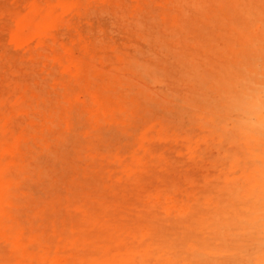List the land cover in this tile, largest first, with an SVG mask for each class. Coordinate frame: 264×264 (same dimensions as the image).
<instances>
[{"label":"rangeland","instance_id":"1","mask_svg":"<svg viewBox=\"0 0 264 264\" xmlns=\"http://www.w3.org/2000/svg\"><path fill=\"white\" fill-rule=\"evenodd\" d=\"M245 79L264 0H0V264H264Z\"/></svg>","mask_w":264,"mask_h":264},{"label":"clouds","instance_id":"2","mask_svg":"<svg viewBox=\"0 0 264 264\" xmlns=\"http://www.w3.org/2000/svg\"><path fill=\"white\" fill-rule=\"evenodd\" d=\"M231 123L248 136L264 133V82L241 80L227 98Z\"/></svg>","mask_w":264,"mask_h":264},{"label":"bare ground","instance_id":"3","mask_svg":"<svg viewBox=\"0 0 264 264\" xmlns=\"http://www.w3.org/2000/svg\"><path fill=\"white\" fill-rule=\"evenodd\" d=\"M262 165V164H261ZM261 173V172H260ZM244 177H245V175H243ZM258 177V176H257ZM245 181H246V179H245ZM248 184V183H247ZM255 187V186H254ZM257 187V186H256ZM238 188V187H237ZM236 187H235V189H237ZM259 188V187H258ZM246 189V188H245ZM254 189V188H253ZM252 189V190H253ZM264 193V192H263ZM262 193V194H263ZM245 195V194H244ZM250 205V204H249ZM255 206V205H254ZM223 210V209H222ZM226 210V209H225ZM239 213V212H238ZM255 214V213H254ZM260 214V213H259ZM216 216V215H215ZM253 217V216H252ZM244 221V220H243ZM260 225V224H259ZM247 232V231H246ZM214 234V233H213ZM221 234V233H220ZM238 236V235H237ZM232 240V239H231ZM263 240V239H262ZM214 244V243H213ZM263 245V244H262ZM192 246V245H191ZM221 246V245H220ZM227 247V246H226ZM252 247H253V245H252ZM264 247V246H263ZM185 248V247H184ZM190 248V247H189ZM213 249V248H212ZM261 251H264L263 249L261 250ZM194 252H196V251H194ZM254 254H255V252H254ZM202 255V254H201ZM205 255V254H204ZM233 255V254H232ZM236 255V254H235ZM264 255V254H263ZM262 257V256H261ZM209 258V257H208ZM214 258H215V256H214ZM250 259V258H249ZM260 260H262V259H260ZM234 261V260H233ZM188 263V262H187ZM161 264V263H160ZM221 264V263H220ZM245 264H246V262H245Z\"/></svg>","mask_w":264,"mask_h":264}]
</instances>
